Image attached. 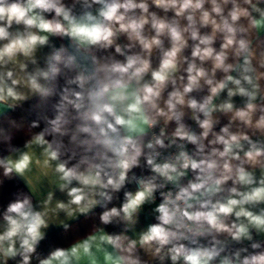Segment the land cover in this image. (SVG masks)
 Instances as JSON below:
<instances>
[{"label": "clouds", "instance_id": "obj_1", "mask_svg": "<svg viewBox=\"0 0 264 264\" xmlns=\"http://www.w3.org/2000/svg\"><path fill=\"white\" fill-rule=\"evenodd\" d=\"M7 183L0 264H264V0H0Z\"/></svg>", "mask_w": 264, "mask_h": 264}, {"label": "trees", "instance_id": "obj_2", "mask_svg": "<svg viewBox=\"0 0 264 264\" xmlns=\"http://www.w3.org/2000/svg\"><path fill=\"white\" fill-rule=\"evenodd\" d=\"M16 185L13 183H7L2 190H0V202L6 203L8 198L10 197V194L15 191ZM83 220V218H81ZM81 231H83V227L81 228ZM62 229L54 232L53 234H50L48 236V239L42 244V249H46L47 245L49 243H62V237H61Z\"/></svg>", "mask_w": 264, "mask_h": 264}, {"label": "crops", "instance_id": "obj_3", "mask_svg": "<svg viewBox=\"0 0 264 264\" xmlns=\"http://www.w3.org/2000/svg\"><path fill=\"white\" fill-rule=\"evenodd\" d=\"M58 230H60V229L53 227V228L49 231L48 236H49L50 234H53L54 232H56V231H58Z\"/></svg>", "mask_w": 264, "mask_h": 264}]
</instances>
